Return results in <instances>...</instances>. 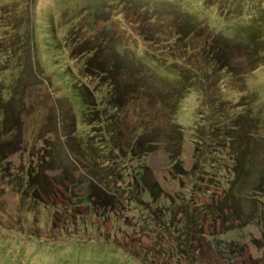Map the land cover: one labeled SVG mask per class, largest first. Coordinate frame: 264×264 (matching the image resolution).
<instances>
[{"label":"rangeland","instance_id":"374dc122","mask_svg":"<svg viewBox=\"0 0 264 264\" xmlns=\"http://www.w3.org/2000/svg\"><path fill=\"white\" fill-rule=\"evenodd\" d=\"M189 16L233 47L238 67H249L244 50L250 48L239 38L254 37L260 65L245 80L224 84V93L238 103L252 101L264 126V0H0L1 110L7 111L8 122L20 110L21 127L18 143L13 136L4 138L16 145L0 152V264H151L133 257L127 246L139 253L152 250L159 260L171 261L169 252L181 262L195 254L202 264H264V190H251L260 181L264 142L255 145L259 155L241 200L232 207L224 199L230 177L220 183L206 179L214 160L223 164L220 155L206 151L204 182L193 185L197 94L186 92L173 122L172 105L163 102L174 90L175 75L156 58L169 52L172 28ZM99 40L103 50L96 47L95 52L102 51L101 62L109 61L107 69L119 85L117 118L125 122L121 128H131L118 132L128 159L119 155L115 135L98 131L94 119L99 116H83L95 109L88 112L82 101L83 87H90L84 57L70 51L77 54ZM93 49L83 55L93 59ZM184 59L185 67L194 64V58ZM101 85L93 86L97 101ZM240 88L246 92L239 93ZM247 105L237 113L252 120ZM100 117L109 125L116 121L109 114ZM9 126L0 130L2 136L9 135ZM135 131L141 135L131 153L128 134ZM257 134L258 128H251L253 142ZM109 152L118 163L114 156L102 160ZM28 169L36 179L26 178ZM138 175L148 178L149 186ZM38 178L45 181L36 185L39 199H34L29 188ZM182 197L205 203L208 213L190 225L186 238L191 244L180 251L178 236L185 227L179 223L193 208H182ZM172 206L180 207L175 218L170 217ZM171 218L178 222L175 227Z\"/></svg>","mask_w":264,"mask_h":264},{"label":"trees","instance_id":"16d2710c","mask_svg":"<svg viewBox=\"0 0 264 264\" xmlns=\"http://www.w3.org/2000/svg\"><path fill=\"white\" fill-rule=\"evenodd\" d=\"M181 22H178L176 26H174L172 29V33L175 37L174 41L170 43L169 52L166 54L164 51V56L161 58H156L158 62H160L163 65V70H169V72L173 75H175L174 79H171L172 81H175L177 85V81H179L177 87L173 83L174 90L170 92V98H163L164 103L165 101H168L171 106L170 110V119L173 122V116L177 110L179 101L186 95V92L189 90H194V92L197 94L199 99V104L196 109V121L195 126L192 131L193 139L195 142V148L193 151V166L191 170L197 175L195 176V179L193 180V185L199 181L200 183H203V174L205 173V162L204 159H206V151L208 150L209 155L216 154V156L220 155L222 158L223 164H220L218 160H214L216 162L215 166L212 165V175L209 178L214 183H220L222 182L221 179H224L226 177H230V182L227 189L225 190L224 199L226 203L231 205L232 207H235L238 203L237 201L241 200V188L243 184L246 182L247 175L250 174V171L253 169V161L255 158L258 157L259 152L256 150L255 145L258 143L263 144L264 142V126H261L260 124V118L258 115V112L253 108L252 101L247 105L246 103H238L236 100H233L230 96L231 93L227 92V94L224 93V84H229V86L233 83V81L236 80V78H243L245 80V77L253 72L260 64H259V52H258V46L255 42L254 37L247 35V40L243 38H239L242 40L243 43H246L250 46V48H246L244 50L246 57L249 56V67L242 68L237 66L236 60L237 56L233 54V47L226 44V40L223 39V37H214V35H211L210 32L206 31L205 24L202 22L197 21L196 19L192 18L191 16L188 17V20L184 23L180 24ZM238 40V39H237ZM160 42L157 41L156 45H158ZM95 47L87 48L85 46L84 49L79 50V53L74 54V49H71L70 54L73 57L83 58V74L84 76H87V79L89 80L90 87H83L82 91V101L87 109L88 112H90L91 109H95L93 113H89L86 115H83L85 117L90 116H99L98 119H94L95 121L100 123V126L98 127L99 132H103L101 129L104 128L107 132L112 133L116 136V140L114 141L115 147L120 149L119 155L126 156L127 159L129 158L126 154V151L124 150V147L126 145L121 144L118 142V135L121 130L126 129L127 131H130L128 126L124 125L121 128V125L125 123L122 119L117 118V110L120 107V100L121 97H118V91H119V85L116 86L115 81L113 79V76H111L112 72L107 69V66L109 65V61L106 60V63L104 61L103 64L102 58V51L95 48L98 47L101 50L103 48L101 47V41L95 43ZM254 45V47H253ZM253 47V48H252ZM94 48V49H93ZM236 48L240 49L241 44L236 42ZM90 49H93V59H88L83 55L84 53H88ZM102 56V58H101ZM182 58H185V63H188L192 58H194V64L188 65L185 67L184 62L182 61ZM82 66V65H81ZM109 67V66H108ZM161 69V71H162ZM243 69V70H242ZM164 70V71H165ZM104 79V81L102 80ZM170 80V79H169ZM98 82H102L103 87L98 89L100 94V99L98 100V92L95 94V91H93V86H98ZM222 85V86H221ZM25 86V85H24ZM38 86V85H37ZM35 87V85H34ZM33 89L35 90V88ZM31 90V92L33 91ZM239 93H245L246 91H243L241 88L237 89ZM42 92V90L40 89ZM20 92H24V89ZM26 92V91H25ZM28 92V91H27ZM120 92L122 90L120 89ZM19 96V94H18ZM166 97V96H165ZM106 98V99H105ZM255 98V95H253V99ZM163 103V104H164ZM15 104V103H14ZM17 106L12 108V111H15L19 106L18 102L16 103ZM104 104V105H103ZM161 104V105H163ZM247 105L248 110L247 114L248 116L253 120H250L248 118H244L241 111L237 113L239 110V107H245ZM250 105V106H249ZM105 112L103 109H105ZM2 105L0 102V130H4L6 126H9V135L2 136L3 134L0 133V152L7 150L10 146H14L16 144H11L12 141H4V138H15L16 143L19 141L20 136V110L18 111L17 116L14 115V117L11 119L10 122H8L7 119V111H2ZM40 111V110H39ZM17 112V111H16ZM15 112V113H16ZM102 113L104 115L109 114V116L116 118V121L113 124H108V122H105V119H102ZM237 113V114H236ZM13 116V115H12ZM17 123V125H12L13 122ZM89 121V120H88ZM89 123V122H88ZM175 123V122H174ZM202 123V125H201ZM207 123V124H206ZM3 124V125H1ZM6 124V126H5ZM91 124V123H89ZM200 125V127H199ZM20 127V128H19ZM251 128L252 130L258 128V134L256 137V141H252L251 136ZM110 129V130H109ZM140 130V128H138ZM137 131L133 132L132 135L128 134L130 137H132V143L134 144L137 139H139L141 134L136 133ZM16 135H13L15 134ZM127 133V132H124ZM138 134V135H137ZM181 139L179 138L176 142L179 144L177 146V150L180 149ZM128 140V139H127ZM111 141V140H110ZM113 142V140H112ZM106 143L109 144V140L106 141ZM131 143L130 152L133 151L135 153V147L136 143L133 145ZM112 144V143H111ZM128 146V145H127ZM129 147V146H128ZM134 147V148H133ZM143 151V149H142ZM132 153V152H131ZM262 154V163L263 165L259 169V176L260 181L258 184H253L251 187V190L253 193L257 192H263L264 190V150L261 152ZM114 156L115 162L118 163L117 156L113 154V152H109L106 154L102 160H107L108 157ZM1 158V154H0ZM211 159L213 157L211 156ZM220 160V159H219ZM123 161V160H122ZM177 161V160H176ZM1 164V163H0ZM2 168L7 169L6 165L2 163ZM176 168H180L181 164L176 163ZM181 169V168H180ZM25 173L26 178L30 179L32 178L30 176L31 172ZM11 172V171H9ZM35 173V172H34ZM16 175V174H15ZM28 175V177H27ZM41 176V175H40ZM36 179V178H32ZM136 179L140 182H142V185H148L147 182L148 178L141 175L139 177L136 176ZM24 180V179H23ZM40 181L44 182L43 179H37L35 186L32 188H29L31 190L32 194L35 193L37 190L36 185L40 184ZM151 194V193H150ZM34 199H39V197L34 194L32 196ZM251 197V196H250ZM96 198L100 199V197L97 196ZM186 198L182 197V208H186L185 205L191 206L193 205V208L191 210V216H187V221L179 223L181 226H184L185 229L183 230L182 234L179 237L180 247L179 250H184L183 247L186 245L190 246V241L186 238V231L191 230L190 225L192 226L195 224V222H199L201 220L200 215L202 213H208L207 211V205L203 202L195 203L193 201H186ZM151 200H153L154 203H157V197L152 194ZM152 204V203H151ZM250 207L252 210L255 209V204L250 203ZM155 209V208H154ZM180 207H177V211L174 210V206L171 207V214L170 217L175 218V214L178 212ZM204 213V214H205ZM182 214V213H180ZM174 218H171L169 220L170 224L175 227L174 222H177L174 220ZM173 220V221H172ZM164 221V220H163ZM165 222V221H164ZM178 223V222H177ZM166 224V223H165ZM54 225V224H53ZM174 234V233H173ZM188 235V234H187ZM188 240V242H187ZM131 255L133 257H138L140 259H145L146 261H150L151 264H197L199 259L196 257H200L194 254V256H190L191 258L187 257V261L181 262V259L177 257L175 254H169V252H165L166 249L164 246H161V250L165 252V254L169 257H171V261L169 260H159L156 256V254L152 253V250H141V253L138 251L131 249L130 246H127ZM159 251V250H158ZM187 252V251H185ZM188 253V252H187ZM175 258H178L177 262H174ZM202 264V263H201Z\"/></svg>","mask_w":264,"mask_h":264}]
</instances>
